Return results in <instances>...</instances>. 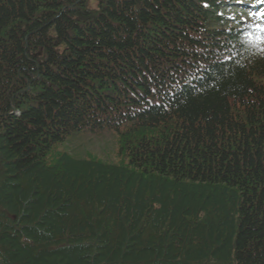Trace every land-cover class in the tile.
<instances>
[{"label":"trees","instance_id":"1","mask_svg":"<svg viewBox=\"0 0 264 264\" xmlns=\"http://www.w3.org/2000/svg\"><path fill=\"white\" fill-rule=\"evenodd\" d=\"M225 1L0 0V264H264V49Z\"/></svg>","mask_w":264,"mask_h":264},{"label":"rangeland","instance_id":"2","mask_svg":"<svg viewBox=\"0 0 264 264\" xmlns=\"http://www.w3.org/2000/svg\"><path fill=\"white\" fill-rule=\"evenodd\" d=\"M241 11L237 9L235 12L239 13ZM230 13H234V10H230ZM58 150L68 152L77 158L89 159L92 157L107 163L119 162L116 157L118 150L117 139L110 132L101 134L82 132L70 137L58 147Z\"/></svg>","mask_w":264,"mask_h":264},{"label":"snow or ice","instance_id":"3","mask_svg":"<svg viewBox=\"0 0 264 264\" xmlns=\"http://www.w3.org/2000/svg\"><path fill=\"white\" fill-rule=\"evenodd\" d=\"M261 3H264V0H260ZM261 17H264V13H260ZM261 31H264V29H261Z\"/></svg>","mask_w":264,"mask_h":264}]
</instances>
